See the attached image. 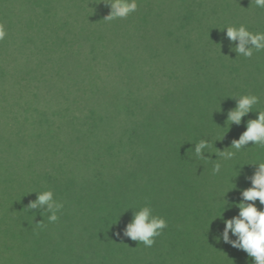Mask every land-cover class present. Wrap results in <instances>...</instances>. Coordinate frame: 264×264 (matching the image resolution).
Here are the masks:
<instances>
[{
	"label": "trees",
	"instance_id": "obj_1",
	"mask_svg": "<svg viewBox=\"0 0 264 264\" xmlns=\"http://www.w3.org/2000/svg\"><path fill=\"white\" fill-rule=\"evenodd\" d=\"M242 1L240 5L235 0L239 9L230 16L232 27L243 25L251 33L264 32V8L250 5L249 0ZM107 2L0 0V25L6 32L5 38L0 40V132L9 135L6 159L15 158L11 136L14 138L17 127H23L31 181L27 184L36 187L30 194L53 192L54 199L63 204L60 210L63 216L67 215L70 202L88 204L87 211L94 216L97 225L94 229L91 226L89 238L98 231L102 260L77 261V264H166L169 258L174 261L184 256L199 262L194 251L198 247V216L201 212H210L205 205L195 204L191 209L194 213L186 224L169 230L167 236L155 237L154 245L145 247L125 234L127 228L116 238L114 224L118 219L131 218L146 206L152 209L154 216L165 220L171 216L167 204L159 202L152 184L149 189L143 188L139 196L126 201L119 198L111 202L94 201L96 196L118 197L115 194L118 185L105 184L102 170L105 157L112 163L119 152L129 153L140 147L136 119H151L158 114L160 105L180 103L181 95L194 89L197 92L208 90L201 78L206 76L204 73L213 61L215 48L220 46L208 39L203 43L184 40V36L199 30L200 21L192 22V19L203 21L207 9L221 15L224 11L206 7L202 0H168L167 5H186L198 11L172 14L166 8L154 6L153 0H137V10L127 18L110 20L107 19L110 14ZM220 34L226 38H219L218 43H229L226 32ZM186 50L191 63L185 60L183 65L190 67V71H179L184 67L181 57ZM167 60L169 66L165 65ZM239 77L241 74H236L234 81L243 84L233 87L231 83L228 88L217 85V101L222 108L229 105L227 101L233 94H250L251 83L256 78ZM137 79L140 85L133 87ZM185 79L188 82L184 83ZM252 89V92L257 91V87ZM116 120L121 122L120 132L113 126ZM146 124L149 126L148 121ZM36 144L42 149L38 166L29 155L33 153L31 146ZM169 160L174 175L192 169V160L183 156L180 147L173 149ZM233 161V173L243 178L249 176V171H257L254 164L264 163L259 159H245L237 153ZM156 166L162 176L149 177V180L167 178L165 168L159 163ZM176 189L180 191L182 202H202L194 182H178ZM257 202L258 210H264V205ZM226 206L223 202L216 209V226L223 232L227 219L220 213ZM227 209H231V204ZM78 210H82L81 204ZM178 221L181 220L176 219L177 226ZM44 233L42 229V239ZM60 235L64 243L66 235ZM229 239L237 238L229 233ZM222 241L223 233L219 231L215 264H253L246 252L231 244L224 246ZM75 247L74 241L67 244L70 251ZM44 251L54 254L52 247H45ZM200 254H206L204 247ZM85 255L82 254L81 260ZM227 255H230L228 260Z\"/></svg>",
	"mask_w": 264,
	"mask_h": 264
},
{
	"label": "rangeland",
	"instance_id": "obj_2",
	"mask_svg": "<svg viewBox=\"0 0 264 264\" xmlns=\"http://www.w3.org/2000/svg\"><path fill=\"white\" fill-rule=\"evenodd\" d=\"M153 1H155L154 6L166 8L172 14L187 11L192 14L198 12L193 8H186V5H167L168 0ZM202 1L206 7L210 6L224 11L221 15L218 11L217 13H210V10L207 9L203 21L202 19H192V22L194 20H196L195 22L200 21L198 22L201 23L199 30L187 34L186 38L184 36V40H201L200 42L203 43L208 39L207 41H213L220 46L215 48L216 54L213 56L209 70L204 73L206 76L201 78V83L205 87L207 86L208 90L197 92L194 89L187 95L182 94L180 103L168 106L160 105L159 110L157 109L158 114L147 120L149 126L146 124V120L136 119L139 131L138 135H136L137 131L135 135L140 147L138 146L129 153L119 152L118 158H115L112 163L108 157H105L106 163L102 170L105 184L118 185L117 192L120 193H115L118 197L96 196L94 201L97 203L111 202L115 198L126 201L129 197L133 198L134 195L139 196L143 188L149 189L153 185L159 202L162 205L167 204L168 212L171 215L166 219L168 224L161 234L163 237L167 236L169 230L179 228V226L187 223L191 213H194L191 209L195 207V204L205 205L209 208L210 212H201L198 216L199 228L196 234L198 247L194 251V256L199 262H193L192 257L184 256L175 259V262L169 258L166 264H215L214 261L217 260L216 255L219 249L217 233L219 231L223 233V231L216 226L218 219L216 209L226 201L227 206L224 212L220 213L221 217L227 220L235 217L239 213L236 205L242 200V189L250 187V178L254 174V172L249 171V176L243 178L241 174L239 175L235 171L233 173V157L226 159L220 152L231 151L234 155L240 154L245 159L252 158L264 161V148L261 145H254L253 142H249L240 150L232 148L233 142L239 140L246 131L248 122L257 118V111H264V52L253 50L251 57H245L236 51L238 41L230 40L225 45L219 44V38H226L220 33L226 32L225 29L230 27V24L232 27L233 23L230 16L239 9V5L235 3V0ZM236 1H239L240 5L243 2L242 0ZM249 1L251 2L250 5L256 6L254 0ZM252 8L250 9L253 10ZM254 8L256 9V7ZM209 26L210 29H208ZM187 53V50L183 52L182 65L185 60L191 63ZM166 58H168V54H166ZM165 65L169 66V60L165 61ZM183 66L179 71L186 69L190 71V67ZM238 73L241 74L238 79H244L246 76L251 80L256 78L252 81L250 89L253 90L252 88L257 87V91L252 92L249 89V95L258 96L259 103L253 106L252 111L245 115L239 124L230 125L228 115L233 108H236L240 96L236 95V98L233 94L231 99L227 101L229 105L224 104L226 106L222 108L219 100L217 101L219 95L217 85L228 88L231 83L233 87L239 83L243 84L241 81H234V77L236 78ZM185 80L184 83L188 82L187 79ZM139 85L140 82L137 79L133 87ZM229 88L232 90V86ZM120 125V120L113 123L115 129L118 130H115L116 132H120ZM25 134L23 127H17L14 138L11 136V143L15 149V158L11 162L6 159L8 152L5 154V150H8L6 143L9 135L0 132V264L100 262L103 251L99 246L98 231L89 238L92 228L94 229L97 225L94 216L88 213V204L84 203L85 201L80 203L82 210H78L80 204L70 202L67 215H60L62 211L57 212L58 220L55 222L49 221L50 213L47 210V205L31 208V204L37 201L38 195H31L30 193L34 192L36 187L27 184L30 179V171L27 168L28 163L25 158L27 152ZM201 140L209 142L202 158L197 157L194 152L195 145ZM40 147L37 144L31 146L30 151L33 153L29 154L37 166L40 162L39 156L42 154ZM176 147L182 149L183 156H189L192 160V169L181 175L176 173L174 175L172 172L173 165L169 160L173 149ZM148 160H150L149 164H147ZM157 163L165 168L167 178L149 180V177L157 176L159 178L162 176L161 170L157 169ZM216 164L221 165L219 172L214 171ZM186 180L196 184L201 195L199 199L201 197L202 202L198 203L196 200L181 201L182 196L176 186L178 182L182 183ZM204 198L206 199L204 200ZM54 200L57 201V199ZM254 203L258 207V202L255 201ZM230 204L231 209H227ZM64 210L66 209L64 208ZM128 218L118 219L115 222L116 238L124 233V230L133 221L134 215ZM176 219L181 220L178 221V226L175 222ZM42 229L45 232L43 239ZM61 233L66 235L64 243L61 241ZM73 241L76 247L74 251H70L67 244ZM134 242L136 243V241ZM225 245H230V243H225ZM45 247L46 249L52 247L54 254L45 253ZM201 247H204L205 255L200 254ZM83 253L86 255L81 260ZM229 258L230 255H227L226 259ZM201 259L202 261H200Z\"/></svg>",
	"mask_w": 264,
	"mask_h": 264
},
{
	"label": "clouds",
	"instance_id": "obj_3",
	"mask_svg": "<svg viewBox=\"0 0 264 264\" xmlns=\"http://www.w3.org/2000/svg\"><path fill=\"white\" fill-rule=\"evenodd\" d=\"M258 8H264V0H254ZM110 7V14L107 19L127 18L138 8L137 0H108L106 3ZM227 37L235 42L239 41L236 48L238 54L251 57L253 50H264V32L251 33L245 26L227 27ZM6 32L0 25V40L4 39ZM250 45V47H249ZM259 103V97L255 95H242L238 98L237 106L228 115L230 125L239 124L242 118L250 113L254 105ZM249 142L254 145L264 146V111H257V118L247 124L246 131L240 139L233 142L232 148L240 150ZM209 142L201 140L195 145L194 152L197 157L202 158L203 152L208 148ZM226 159H231L233 152H220ZM257 171L250 178L251 187L242 191V200L236 207L239 209L238 216L224 221L225 229L223 232V242L230 243L232 247L244 251L252 258L253 264H264V210H258L255 201L259 200L264 205V163L254 164ZM220 164H216L214 171H220ZM252 202V203H247ZM38 205H47L50 213L49 221L58 220L59 212L63 204L54 200L53 192L46 191L38 195L36 202L31 204V208ZM226 205V201H225ZM225 210V207H224ZM224 212V211H223ZM167 227V222L163 217L154 216L150 207H143L134 215L133 221L127 226L126 235L134 241L142 243L145 247H151L155 243V237L162 234ZM229 233L237 239H229Z\"/></svg>",
	"mask_w": 264,
	"mask_h": 264
}]
</instances>
